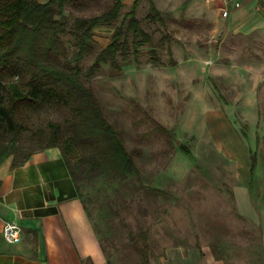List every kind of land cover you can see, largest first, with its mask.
I'll use <instances>...</instances> for the list:
<instances>
[{"label": "rangeland", "instance_id": "374dc122", "mask_svg": "<svg viewBox=\"0 0 264 264\" xmlns=\"http://www.w3.org/2000/svg\"><path fill=\"white\" fill-rule=\"evenodd\" d=\"M133 1L124 0L112 25L94 28V50L79 63L82 79L139 170L138 174L125 170L114 153L117 170L112 176L91 170L88 162L76 171V193L90 213L105 254L110 264H152L169 246L211 247L229 264H264L259 225L238 214L233 169L202 126L205 110L238 106L241 100L236 96L241 91L246 96L250 87L259 101L257 113L264 116V13L254 7L245 18L237 17L235 25L240 26L234 27L230 15L222 14L220 2L153 0L164 18L162 25L147 17L149 2L141 0L136 15L153 45L140 48L139 61L133 55L126 61L119 57V69L106 62L90 74L97 52L107 45ZM114 2L65 0L64 16L72 24L76 17L99 14ZM61 42L60 64H75L77 48L71 34H63ZM152 47L160 63L151 61ZM233 116L237 128L240 120ZM72 117L57 102L40 105L24 116L27 127L14 141L19 149L12 148L9 156L18 161L48 145L51 124L71 133ZM240 127L245 132L256 128ZM220 129L224 130L221 123Z\"/></svg>", "mask_w": 264, "mask_h": 264}, {"label": "trees", "instance_id": "16d2710c", "mask_svg": "<svg viewBox=\"0 0 264 264\" xmlns=\"http://www.w3.org/2000/svg\"><path fill=\"white\" fill-rule=\"evenodd\" d=\"M140 1H133L107 45L97 52L90 74L106 62L119 69V57L126 61L133 55L139 61L140 48L153 45L151 34L136 15ZM148 2L147 17L165 25L155 2ZM64 6L65 0H0V163L10 157L12 148L18 151L14 141L27 127L24 116L54 101L72 112L73 131L65 132L59 124H51L49 144L28 152L18 161L13 159V166L25 162L35 151L58 146L74 181H77L76 171L84 162L90 164L91 170L112 176L116 169L114 153L125 170L138 174L133 156L104 115L93 90L82 79L79 66L86 54L94 50V28L112 25L121 15L124 0H115L99 14L76 17L72 24L64 16ZM67 33L71 34L77 48L73 65L60 64L57 56L63 47L61 36ZM165 37L170 39L169 34ZM168 51L173 61L170 47ZM150 58L154 63L161 62L154 47Z\"/></svg>", "mask_w": 264, "mask_h": 264}, {"label": "crops", "instance_id": "0c3cea01", "mask_svg": "<svg viewBox=\"0 0 264 264\" xmlns=\"http://www.w3.org/2000/svg\"><path fill=\"white\" fill-rule=\"evenodd\" d=\"M207 1L224 5L218 0ZM242 1L240 7L230 9L234 27L240 26L235 25L237 17L245 18L256 8L257 0ZM245 93L241 91V96H236L241 100L238 106L226 105L223 111L218 108L205 110L202 126L233 169L236 210L240 216L259 225L264 255V116L257 113L256 91L250 87L246 96ZM235 108L248 110V114L244 113L247 116L232 111ZM251 111H256L255 116L250 117ZM233 115L241 125L251 124L256 128L246 132L241 125L236 128L231 120ZM216 119L220 121L218 125L213 123ZM12 162L10 156L0 163V264H110L90 213L76 193L60 147L35 151L16 166ZM6 221L20 224V242L5 240L3 226ZM152 264L229 263L217 256L211 247L169 246Z\"/></svg>", "mask_w": 264, "mask_h": 264}, {"label": "built area", "instance_id": "2783aa9c", "mask_svg": "<svg viewBox=\"0 0 264 264\" xmlns=\"http://www.w3.org/2000/svg\"><path fill=\"white\" fill-rule=\"evenodd\" d=\"M223 2V6L220 7L222 14L228 16L231 7L237 8L241 6L240 0H218ZM256 10L260 13H264V0H258L256 3ZM21 226L16 221H6L3 226V236L9 243H17L21 240Z\"/></svg>", "mask_w": 264, "mask_h": 264}]
</instances>
